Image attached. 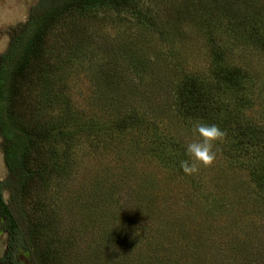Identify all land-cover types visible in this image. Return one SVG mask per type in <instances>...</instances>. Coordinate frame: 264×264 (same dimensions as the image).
<instances>
[{"label": "rangeland", "instance_id": "obj_1", "mask_svg": "<svg viewBox=\"0 0 264 264\" xmlns=\"http://www.w3.org/2000/svg\"><path fill=\"white\" fill-rule=\"evenodd\" d=\"M38 1L0 0V68L8 56L14 61L22 57L19 43L28 33L31 9ZM222 2L230 5L227 14L215 7ZM251 3L264 6V0ZM131 12L150 19L136 20ZM235 16L237 0H129L126 6L91 7L79 15L73 10L45 23L41 45L48 61L42 66L58 70L44 77L32 57L21 74L12 73L7 98L5 88V94L0 90L2 182L10 174L7 158L17 157L24 133L42 130V137L48 138L44 150L61 152L63 145L56 140L61 133L56 139L52 134L59 132L56 128L68 113L75 119L62 128L75 132L69 170L58 172L59 177L55 173L52 186L42 191L58 192L59 209L50 198L44 207L35 205L43 190L37 181L24 187L23 201L17 191H3L16 216L21 212L34 222L39 214L44 223V230L37 229L41 240L32 239V248H49L55 259L69 264H111L117 250L106 245L117 233L113 230L123 228L133 238L131 244L120 241L124 249L118 264H264V200L248 172L239 169L237 155L216 142L212 166L200 167L193 175L185 174L181 160L174 159L199 140L192 131L195 124L184 123L174 113V84L185 73L207 74L216 46L229 51L231 63L254 79L248 93H256L255 103L259 91L264 95V51L227 31L232 23L227 17ZM76 42L79 53L70 68L62 67L63 81L60 61L66 62L68 48ZM49 94L61 102L58 107L49 103ZM260 108L258 104L253 111ZM167 155L177 166L167 167ZM58 163L49 161L47 166L66 164ZM65 197L79 200L71 207ZM47 208L53 209L52 220ZM76 208L79 213L73 211ZM59 210L63 214L54 218ZM94 210L98 216L107 215L108 229L94 221ZM112 210L119 212L118 219ZM46 228L52 238L44 237ZM6 243L0 228V259ZM16 259L18 264H34L33 249L25 244Z\"/></svg>", "mask_w": 264, "mask_h": 264}, {"label": "trees", "instance_id": "obj_2", "mask_svg": "<svg viewBox=\"0 0 264 264\" xmlns=\"http://www.w3.org/2000/svg\"><path fill=\"white\" fill-rule=\"evenodd\" d=\"M251 1L254 2V0H237V16L234 18L227 17L232 19V23L230 22L229 27L226 26L228 28L227 31L230 32L234 38H240L239 40L242 39L246 41V43L248 42L250 45H254L264 51V6L258 3H256L257 5L255 6ZM238 2H240L239 5ZM126 5H129V0H39L31 9L28 21L30 24L28 33L24 35L19 43L22 57L18 56L16 58L17 61H14V59L8 56L5 59L6 65L3 64L0 68V90H2L3 93V88H5V98H7L8 95L9 83L13 84L11 77L12 73L18 72L21 74L24 67L28 65V59L34 57V60L40 63V73L44 74V77H46V74L54 73L58 70L57 66L55 71L50 65H47V67L42 66L45 61H48L47 53L42 49L41 45L43 43L42 35L45 33V23H49L63 14H70L73 10H76L79 15L80 11L91 9V7L118 8ZM227 6L230 5L223 3L221 7H215L227 14ZM131 15L136 20H138V17L146 23L150 19L148 14L142 15L140 12L137 14L136 12H131ZM79 46L77 42L75 45L70 46L68 48L69 53H67L66 62L60 61V71L63 72L60 76L63 81H66L65 69L70 68L69 64L73 61V56L77 51L79 53ZM213 50L211 69L207 74L201 72L185 73L184 77L180 76V80L182 79V81L175 82L172 93L174 113L181 118L184 123L185 121H189V124L192 125L196 123H205L219 126L226 135L224 139L218 141L217 144L222 150L227 149L228 152L237 155V164L240 166L239 169L248 172L250 176L249 181L264 200V95L262 91H259L257 94L258 103H255L256 93L252 94V90L251 94L248 93L251 89L250 84L251 82L253 83L254 79L249 76L247 71L231 63L232 58L229 57V55H231L229 51L218 46ZM62 67L65 69L63 70ZM42 95V97H46L47 92L42 93ZM57 96L62 99L61 94L58 93ZM49 97V103L53 105L52 107H56V105L58 107V104L60 105L61 102L53 100L50 94ZM258 104L261 106L260 110L257 112L253 111V108ZM60 111L61 109L59 108V112ZM67 115L70 117L66 116V119L63 120L64 123L61 124L62 127L56 128L59 132L52 134V137L56 139L61 133L58 139H56L63 145V150L61 152H56L54 150L49 152L45 151V142L48 138H46L44 134L42 137V130L37 131L33 129L21 136L24 140L18 142L19 146L17 145V151L15 152L17 157H14L12 154L7 158L10 174L5 182L0 181V218L2 219L0 228L7 235V243L6 252L0 259V264H18L16 255L24 249L25 244H27L30 249H33L34 264H69L65 259H63V261L55 259L49 248H43L46 252H39L37 249L32 248V239H34L35 243L37 240H41L40 237H42L41 232L37 229H45V225L41 218H39V214L34 215V222L28 221L29 215L26 216L24 213L22 214L20 212L16 216L3 198L4 189L9 188L13 191H17L20 199L23 201L22 197L25 194L23 193L24 187H29L30 183L37 181L42 184L43 190L40 189L38 196L35 197L37 201L35 205L44 207V203L50 198L52 202L55 201L54 205L56 210L59 209L57 204L58 200L55 197L58 192L55 191L47 195V192L42 191L45 189L47 191V189L52 186L55 173V175L58 176V172L69 170L68 162L70 154L68 152L72 150L71 142L73 139L71 136L75 134V132L71 131L72 127H69V130L65 128L64 132H62V128L64 125L65 127L69 126L68 124L74 122L75 119L72 118V114L68 113ZM42 150H44L47 155L42 153ZM183 154L186 153H180L174 157V159H179V161L185 160ZM43 155H46V157L48 156L50 163L51 161H53V164H55V162L60 163V160H63L66 164L64 167L60 165L59 168L54 165L47 166L49 161L47 160V163L43 162ZM169 159V155H167V159L164 161L167 163L168 168L177 166L174 165L176 163L173 160ZM30 161H33L34 164V168L31 170L29 167ZM12 163L14 166H12ZM65 198L72 204L71 207L75 206L79 200L77 197ZM217 200L226 203L225 198ZM99 204L100 203L94 207L99 208ZM107 205L108 204H105V206ZM73 211L79 213L77 208ZM52 212V208H47V215L51 220L53 217ZM59 212L60 214L57 212L58 216L56 212H54V218L61 217L64 211L59 210ZM97 213L98 210H94L92 213L94 221L98 223L100 220L102 226H106L108 229V225L104 224L105 221H107L106 219H108L107 215L98 216ZM118 213V211L115 213L113 211L115 219H118ZM94 221L93 223H95ZM24 225H26L25 227L28 231L26 234L22 229ZM45 231L44 237L48 235L49 238H52L48 233L49 229L47 230L46 228ZM113 231H117V233H115L114 236L113 234L110 236L111 241L107 244L109 246L106 245V248H110L111 246L118 251V254L117 251H115V262L110 261L111 264H118L120 251L124 249L120 246V241L122 240V243L125 244H127V242L131 244L130 239L133 238V234L131 235L127 231H123V228ZM65 243L66 239L65 241L63 240V245H65ZM49 244L51 247V243ZM69 246L71 248L73 247L71 244H69Z\"/></svg>", "mask_w": 264, "mask_h": 264}, {"label": "clouds", "instance_id": "obj_3", "mask_svg": "<svg viewBox=\"0 0 264 264\" xmlns=\"http://www.w3.org/2000/svg\"><path fill=\"white\" fill-rule=\"evenodd\" d=\"M192 131L194 135H198L199 140L187 145L186 155L188 159L180 161V168L187 175L196 174L200 167L212 166L216 159V152L213 151L214 144L222 141L226 135L215 124L196 123Z\"/></svg>", "mask_w": 264, "mask_h": 264}, {"label": "flooded vegetation", "instance_id": "obj_4", "mask_svg": "<svg viewBox=\"0 0 264 264\" xmlns=\"http://www.w3.org/2000/svg\"><path fill=\"white\" fill-rule=\"evenodd\" d=\"M4 255H5V253H4ZM4 255H3V256H4ZM3 256H2V257H3Z\"/></svg>", "mask_w": 264, "mask_h": 264}]
</instances>
